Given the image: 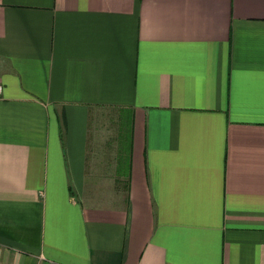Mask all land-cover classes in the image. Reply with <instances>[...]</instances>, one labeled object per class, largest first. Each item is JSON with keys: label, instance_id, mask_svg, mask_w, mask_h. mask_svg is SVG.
<instances>
[{"label": "crops", "instance_id": "crops-1", "mask_svg": "<svg viewBox=\"0 0 264 264\" xmlns=\"http://www.w3.org/2000/svg\"><path fill=\"white\" fill-rule=\"evenodd\" d=\"M0 264H264V0H0Z\"/></svg>", "mask_w": 264, "mask_h": 264}, {"label": "built area", "instance_id": "built-area-1", "mask_svg": "<svg viewBox=\"0 0 264 264\" xmlns=\"http://www.w3.org/2000/svg\"><path fill=\"white\" fill-rule=\"evenodd\" d=\"M1 90H2V89H1V86H0V92H1Z\"/></svg>", "mask_w": 264, "mask_h": 264}]
</instances>
